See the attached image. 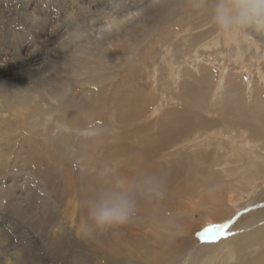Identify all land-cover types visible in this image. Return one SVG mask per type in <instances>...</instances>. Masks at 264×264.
Wrapping results in <instances>:
<instances>
[{"label":"rangeland","instance_id":"374dc122","mask_svg":"<svg viewBox=\"0 0 264 264\" xmlns=\"http://www.w3.org/2000/svg\"><path fill=\"white\" fill-rule=\"evenodd\" d=\"M32 1L49 19L65 4V0H5L7 26L0 30V43L17 42L16 33L29 20ZM212 5L213 0H157L119 31L100 36V25L82 14L91 31L86 47L69 45L52 55L53 66L20 80L42 107L51 104L41 111L43 129L36 130L41 137L29 133L31 143L27 130L15 121L14 109L0 123L8 128L12 121L10 128L17 131L0 132V218L7 219V226L0 219V264H160L159 252L171 255L170 261L176 258L173 264H191L192 250L202 247L196 240H206L219 224L203 221L210 213L215 215V201L222 202L217 208H223L224 216L235 192L253 200L245 194L255 188L239 184L242 177L255 178L259 190H264V40L254 34L261 30L253 25L247 31L221 29L212 20ZM8 34L13 40L6 39ZM32 35L28 29L24 38ZM6 89L0 91V111ZM60 105L64 114L53 113L51 120H45L44 115ZM15 112L25 115L26 110L20 107ZM57 118L69 129L61 126L60 140L49 139L60 128ZM130 171L133 176L124 175ZM173 179L181 191L160 201L156 192ZM112 189L128 191L134 216L126 225L94 230L89 227L88 204ZM158 223L165 228L160 230ZM263 226L264 222L259 229L264 241ZM247 232L248 228L241 231V238ZM230 243L238 256L248 260L262 253L263 245L257 250L254 243ZM218 263L240 264L237 259Z\"/></svg>","mask_w":264,"mask_h":264},{"label":"bare ground","instance_id":"6f19581e","mask_svg":"<svg viewBox=\"0 0 264 264\" xmlns=\"http://www.w3.org/2000/svg\"><path fill=\"white\" fill-rule=\"evenodd\" d=\"M157 0H65V4L63 9L53 18L49 19L47 17V15L45 14L44 11L39 10V7H37V3L35 4L33 1L30 3V5L28 6L27 10H29V20L27 21L26 25L21 27L19 29V32L16 33V36L18 37V39L16 38L17 42H14L13 45H3L2 43H0V91H2V88H8L6 86H8V84L10 85V87L6 90H4L2 92V94H4L5 96V100L3 101V109L0 111V117L3 119H0V123L4 122L7 120L8 116L10 115V109H14V114L13 117L15 119V121L19 124H21L28 132V137H27V141H30V143L32 142V140L29 138V133L34 132L36 135L40 136L42 135V133L40 131H36L37 129H43V124H44V119H42L41 114H43V111L45 109V107L48 106V104H44V107L41 106V101L39 100H33V98H31V95L29 94L30 88L21 85L22 83H19L20 80H22L25 77H29L30 74L33 72H41L43 70H45V68L49 65L53 66L54 62H53V56L57 55L58 53H60L61 51H66V49L68 48L69 45L74 46V45H82L84 47H86V42H88V38L91 31H88L89 28H87L85 26V20H81L82 14H86V17L91 21L92 24H97L100 25L99 28V32L97 33L98 36L103 35L104 33L110 31L112 32L113 30H120L121 27H123L126 23L131 22L132 20H134V18L138 16L139 13H143L144 10L155 4ZM202 1V0H201ZM40 4V3H39ZM5 5V0H0V30L2 29V27L7 26L6 25V19H7V15H4L2 9L4 8ZM26 10V11H27ZM210 11V10H209ZM138 13V14H137ZM212 20L213 16H212ZM10 24V22H8V25ZM91 24V25H92ZM252 26V25H249ZM236 29H240V30H245L247 31L248 27L245 29L244 26H235ZM253 27H257L255 25H253ZM31 29L33 31V35L30 39H26L24 38V34L26 32V30ZM210 28V27H209ZM208 28V29H209ZM258 28V27H257ZM88 29V30H87ZM261 31L259 32L258 30L256 32H254V34H256L259 38H261V40H264V28H259ZM229 30V29H227ZM109 33V32H108ZM107 33V34H108ZM27 34V33H26ZM15 36V37H16ZM27 37V35H25ZM93 38V37H92ZM113 38V37H112ZM6 39L8 41H10L11 39L13 40V37L11 35H6ZM25 39V40H24ZM94 40V39H93ZM3 42V41H2ZM4 43V42H3ZM89 43V42H88ZM91 43V42H90ZM92 48V47H91ZM99 48V47H98ZM200 49V48H199ZM63 53V52H62ZM53 55V56H52ZM85 57V56H84ZM248 66V65H247ZM48 68V67H47ZM259 69V68H258ZM49 70V69H48ZM261 71V70H260ZM45 72V71H44ZM263 74V73H261ZM264 76V75H263ZM262 76V78H264ZM29 80V79H28ZM11 82V84L9 83ZM30 82V81H28ZM220 85V84H219ZM32 92V91H31ZM59 94V93H58ZM65 95V94H64ZM141 100V99H140ZM121 102V101H119ZM123 102V101H122ZM126 102V101H125ZM130 103V102H129ZM126 104V103H125ZM20 107H24L26 112L25 115L24 113L22 114H16L17 112H15L16 109H19ZM50 107V106H48ZM63 107H61V105L59 107H55L54 110H50V111H46L47 114L44 115L46 116V119L51 120V115L54 113L55 115H62V113L64 114V111L62 109ZM140 108V107H139ZM41 111H43L41 113ZM262 112V111H261ZM20 113V112H18ZM262 114V113H261ZM125 115V114H124ZM50 118H49V117ZM11 117V118H13ZM6 118V119H4ZM231 118V117H230ZM10 119V118H9ZM256 119V118H255ZM61 120V119H60ZM58 118L56 119V122L58 124V127L60 126V128H56V134L54 137H50L51 138H55V140L58 139L60 140V135L58 136L59 133L62 132V128L61 126H64L66 129H69V126L60 121ZM14 121V120H13ZM130 121V120H129ZM236 121V120H235ZM10 122V121H9ZM51 122V121H50ZM66 122V120H65ZM7 124V123H6ZM12 124L9 123V127L7 128V126H3L0 127V132L1 131H6L9 133H15L17 132L16 129L10 128ZM15 125V124H14ZM20 125V126H21ZM79 125V124H78ZM89 125V124H88ZM101 125V124H100ZM170 126V125H169ZM22 128V127H21ZM249 129V128H248ZM71 130V129H70ZM45 131V130H44ZM74 131V130H73ZM249 131V130H247ZM25 132V131H24ZM26 132V133H27ZM43 132V131H42ZM67 132V131H66ZM86 132V131H85ZM4 133V132H3ZM23 133V132H22ZM252 133V132H251ZM253 134V133H252ZM251 134V135H252ZM4 135V134H3ZM26 135V134H25ZM62 135V134H61ZM77 135V134H76ZM80 135V134H78ZM9 136V135H8ZM66 136V135H65ZM231 136V135H230ZM247 136V135H244ZM243 136V137H244ZM253 136V135H252ZM7 137V136H6ZM23 137V136H22ZM41 137V136H40ZM229 137V136H228ZM241 137V136H239ZM250 137V136H248ZM247 137V138H248ZM10 138V137H9ZM172 138V137H171ZM233 138V137H232ZM246 138V137H244ZM264 138V137H263ZM24 139V138H23ZM64 139V138H63ZM225 139V138H224ZM240 139V138H239ZM250 139V138H249ZM256 139V138H255ZM258 139V138H257ZM256 139V140H257ZM10 140V139H9ZM17 140V139H16ZM222 140V139H221ZM229 140V138H228ZM251 140V139H250ZM249 140V141H250ZM254 140V139H253ZM26 141V140H25ZM23 141V142H25ZM240 141H242L240 139ZM258 141V140H257ZM263 141V140H262ZM9 142V141H8ZM12 142V140H11ZM59 144V141H57ZM219 142V141H218ZM239 142V141H238ZM253 142V141H252ZM260 142V140L258 141ZM62 143H64V140H62ZM223 143V141H222ZM240 143V142H239ZM243 143V142H242ZM245 143V142H244ZM264 144V143H263ZM17 145V144H16ZM65 145V144H64ZM229 145V144H228ZM244 145V144H243ZM241 145V146H243ZM251 145V144H250ZM254 145V143H253ZM32 146V144H31ZM221 146V145H220ZM260 146H262L260 144ZM259 146V147H260ZM35 147V146H34ZM258 147V146H256ZM254 147V148H256ZM1 148V147H0ZM250 148V147H249ZM263 148V152H264V147ZM35 149V148H33ZM63 149V147H62ZM243 149V148H242ZM241 149V150H242ZM114 150V149H113ZM139 150V149H138ZM236 150V149H235ZM240 150V149H239ZM240 150V151H241ZM256 150V149H255ZM33 151V150H32ZM31 151V152H32ZM35 151V150H34ZM59 151V150H58ZM251 151V150H250ZM257 151V150H256ZM37 152V151H36ZM64 152V151H63ZM112 152V150H111ZM110 152V153H111ZM131 152V151H130ZM140 152V151H139ZM144 152V151H143ZM237 153V151H234ZM33 153V152H32ZM60 153V152H59ZM142 153V152H141ZM233 153V152H232ZM239 153V152H238ZM259 153V152H258ZM35 154V153H34ZM61 154V153H60ZM119 154V153H118ZM131 154V153H130ZM235 154V153H234ZM69 155V154H68ZM228 155V154H227ZM261 155V153H260ZM112 156V155H111ZM156 156V155H155ZM254 156V155H253ZM252 156V158H253ZM263 156V155H262ZM261 156V157H262ZM123 156H121L122 158ZM141 157V156H140ZM202 157V156H201ZM247 157V156H246ZM251 157V156H250ZM30 158V157H29ZM119 158V157H118ZM127 158V157H125ZM131 158V157H130ZM144 158V157H143ZM245 158V157H244ZM70 159V158H69ZM124 159V157H123ZM238 159V158H237ZM251 159V158H250ZM264 159V158H261ZM137 160V159H136ZM135 160V161H136ZM185 160V159H184ZM249 160V159H247ZM255 160V159H254ZM257 160V159H256ZM255 160V161H256ZM127 161V160H125ZM241 161V160H240ZM242 161H244V159L242 158ZM241 161V163H242ZM122 162V161H121ZM128 162V161H127ZM248 162V161H246ZM245 162V163H246ZM251 162V160L249 161ZM254 162V161H253ZM252 162V163H253ZM71 163V162H70ZM123 163V162H122ZM240 163V162H239ZM239 163L237 162L236 164L239 165ZM252 163H249L250 165ZM255 163H258L257 161ZM124 164V163H123ZM127 164V163H125ZM146 164V163H145ZM235 164V165H236ZM247 164V163H246ZM245 164V165H246ZM260 164V163H259ZM50 165V164H48ZM232 165V164H231ZM234 165V166H235ZM258 165V164H257ZM261 165V164H260ZM264 165V164H263ZM51 166V165H50ZM123 166V165H122ZM137 166V164H136ZM249 166V165H248ZM252 166V165H251ZM251 166L248 167L251 171L253 169H251ZM27 167V166H26ZM132 167V166H130ZM141 167V166H140ZM190 167V166H189ZM236 167V166H235ZM240 167V166H239ZM247 167V166H246ZM245 167V169H246ZM260 166H258L257 168H259ZM264 167V166H263ZM263 167H261L260 170L263 169ZM34 168V167H33ZM136 167H133V169ZM238 167H236V170L239 169L241 170V168L237 169ZM247 168V169H248ZM139 169V168H137ZM186 169V168H185ZM230 169V168H229ZM228 169V170H229ZM235 169V168H233ZM248 169V170H249ZM128 170V169H127ZM184 170V169H183ZM249 170V172H250ZM254 170V169H253ZM259 170V169H258ZM260 173L263 174L262 171H260ZM45 171V169H44ZM118 171V170H117ZM226 171V169H225ZM224 171V172H225ZM29 172V171H28ZM68 172H70L68 170ZM116 172V171H115ZM123 172V171H122ZM127 172V171H126ZM139 172V171H138ZM158 172V171H156ZM189 172V171H188ZM229 172V171H228ZM230 172H232V169L230 170ZM238 172H235L236 174ZM257 172L258 171H254ZM44 173V172H43ZM57 173V172H56ZM65 173V172H64ZM112 173V172H111ZM110 173V174H111ZM120 172L118 171V175ZM135 173V172H133ZM234 173V171L232 172ZM230 173V174H232ZM234 173V174H235ZM244 173V172H243ZM47 174V173H46ZM128 174L131 175V171L130 173H125L124 175ZM137 174V172H136ZM140 174V173H139ZM226 174V173H225ZM226 175L227 178H231L233 175L234 178V174L232 175ZM250 174V173H249ZM255 173L252 172V177H254ZM69 175V174H68ZM117 175V176H118ZM151 175V174H150ZM184 175V174H183ZM239 175V173H238ZM26 176V175H25ZM48 176V175H47ZM50 176V175H49ZM97 176V175H96ZM110 176V175H109ZM116 176V177H117ZM133 176V174L131 175ZM130 176V177H131ZM135 176V174H134ZM244 176V175H242ZM260 177L264 176V175H259ZM28 177V176H27ZM31 176L29 175V178ZM40 177V176H39ZM111 177V176H110ZM115 177V178H116ZM119 178L123 177V176H118ZM117 177V178H118ZM129 178V176H127ZM137 177V176H136ZM139 177V176H138ZM191 177V176H190ZM223 177V176H222ZM237 176L235 175V178ZM240 177V175L238 176ZM237 177V178H238ZM247 177V176H246ZM250 177V176H248ZM255 177L256 174H255ZM258 177V178H260ZM182 177H180L181 179ZM236 178V179H237ZM241 178V177H240ZM244 177H242L241 179H243ZM263 178V177H262ZM12 179V178H11ZM14 179V178H13ZM46 180V178H44ZM86 179V178H85ZM109 179V178H108ZM177 179V177H176ZM186 179V178H185ZM239 180V184H246V187L244 188H248L247 185H250L251 187H254L255 189L249 193V194H245L249 197H251L250 195L254 196L255 198L253 200H250V198L245 199V196L243 195V198L241 196H239L236 192L235 194L232 195L231 197V201L230 204L232 203L233 207L228 204L230 212L227 211V213L224 216H221L220 214L223 213V208H217L218 205H221V203H219L218 201H215V209H217L215 211V215L212 216V214L210 213L209 215H211V217H205V219L203 221L206 220V224H208L210 221H215L216 223H219L215 226V232L211 235L209 233L207 236V239H197L196 240V245H201V249H193L192 250V254L190 256H192L194 259L192 261L191 264H215L217 262V260H219V262H223V261H231L233 259H237L239 260L240 264H254L255 261L259 262L258 264H264V261H262L261 259L264 257V241L262 239L263 234L261 233V229H259L260 227H262L263 222H264V190L260 189L259 190V184H257V182H254V179H250L248 178H244L246 180ZM21 180V179H20ZM84 180V179H83ZM113 180V179H112ZM130 180V178H129ZM132 180V179H131ZM137 180V179H136ZM174 180V179H173ZM178 180V179H177ZM238 180V179H237ZM257 180V179H256ZM261 180V178L259 179ZM258 180V181H259ZM263 180V179H262ZM261 180V182H262ZM5 181V180H4ZM16 181V180H15ZM41 181V180H40ZM134 181V179L132 180ZM211 181V180H210ZM235 181V180H234ZM26 182V181H25ZM28 182V181H27ZM50 182V181H47ZM103 182V181H102ZM115 182V181H114ZM113 182V183H114ZM125 182V181H123ZM136 182V181H134ZM185 182V181H184ZM198 182V181H197ZM236 182V181H235ZM36 183V182H35ZM42 183V182H41ZM51 183V182H50ZM112 183V182H111ZM112 183V184H113ZM129 183V182H128ZM131 183V182H130ZM174 183V184H173ZM259 183V182H258ZM16 184V183H15ZM39 184V183H38ZM46 184V183H45ZM121 184V183H120ZM125 184V183H124ZM122 183V185H124ZM147 184V183H145ZM186 184V183H185ZM236 184V183H235ZM12 185V184H11ZM52 185V184H51ZM51 185L50 188H51ZM108 185V184H107ZM126 185L127 182H126ZM131 185V184H130ZM139 185V184H138ZM174 185V186H173ZM240 185V186H241ZM16 186V185H15ZM47 186V185H46ZM99 186V185H98ZM133 186V185H131ZM144 186V185H143ZM152 187V185H150ZM150 186L148 185V187L150 188ZM180 184H177V182L174 181H167L166 184H164V186H161V191L165 189L164 191V195L167 196L170 192L172 191H181V189H179ZM187 186V185H186ZM238 186V185H237ZM245 186V185H243ZM259 186V187H258ZM261 186L264 185L262 184ZM4 187V185H3ZM12 187V186H11ZM44 187V186H43ZM120 187V186H119ZM118 187V188H119ZM123 187V186H122ZM126 188V186H124ZM145 187H147L145 185ZM173 187H175L176 189H173ZM236 187V185H235ZM36 188V187H35ZM55 188V187H54ZM102 188V187H101ZM124 188V189H125ZM160 188V187H159ZM190 188V187H189ZM33 189V188H32ZM40 189V188H39ZM131 189V187L129 188ZM153 189V188H150ZM243 189V187H242ZM242 189H237L238 191L241 192ZM257 189V190H256ZM15 190V189H14ZM22 190V189H21ZM25 190V189H24ZM127 190V189H125ZM154 190V189H153ZM157 190V189H156ZM155 190V191H156ZM205 190V189H204ZM44 191V190H43ZM148 192L150 190H147ZM146 191V192H147ZM193 191V190H192ZM192 191L190 192L192 194ZM197 191V190H196ZM210 191V190H209ZM220 191V190H218ZM245 193L248 191L243 190ZM251 191V190H249ZM248 191V192H249ZM15 192V191H13ZM18 192V191H17ZM131 191H129L130 193ZM135 192V191H134ZM145 192V191H144ZM159 192V191H158ZM195 192V191H194ZM193 192V194H195ZM211 192V191H210ZM216 192V191H215ZM9 193V192H7ZM128 193V191H127ZM133 193V192H131ZM136 193V192H135ZM151 193V191H150ZM154 193V192H153ZM152 193V194H153ZM157 193V192H156ZM180 192H178L179 194ZM182 193V192H181ZM197 193V192H196ZM207 193V192H206ZM243 193V192H241ZM12 194V193H11ZM18 194V193H17ZM26 194V193H25ZM140 194V193H139ZM142 194V193H141ZM140 194V195H141ZM191 194L189 196H191ZM21 195V193H20ZM20 195H17V197H19ZM132 195V194H131ZM199 195V194H198ZM44 196V195H43ZM144 196H146L144 194ZM148 196V195H147ZM197 198L198 196L195 195ZM221 196V195H220ZM223 196V195H222ZM151 197V195H150ZM192 197V196H191ZM190 197V198H191ZM203 198V195H200V198ZM205 197V194H204ZM15 198V197H14ZM21 198V197H20ZM47 198V196H46ZM155 197H152V200ZM207 198V195L205 197V199ZM149 199V198H148ZM156 199V198H155ZM194 199V197L192 198ZM218 199V197H217ZM222 199V198H221ZM20 200V199H19ZM164 200V199H163ZM208 200V199H206ZM224 200V199H223ZM18 201V200H17ZM157 201V200H155ZM161 201V199H160ZM220 201V200H219ZM19 202V201H18ZM159 202V201H158ZM202 202L205 203V200L203 198ZM207 202V201H206ZM229 202V201H228ZM45 203V202H44ZM165 204V203H163ZM194 204V203H193ZM195 204L198 205L195 201ZM48 205V204H47ZM192 205V204H191ZM64 206V205H63ZM67 206V205H66ZM193 206V205H192ZM195 206V205H194ZM214 205H212L213 207ZM223 206V205H222ZM45 207V206H44ZM70 208V205L67 206ZM79 207V206H78ZM162 207V206H161ZM73 208V206H72ZM48 209V207H47ZM195 209H197V207H195ZM198 210V209H197ZM69 211V209H68ZM75 211V210H73ZM46 212V211H45ZM67 212V211H66ZM211 212V211H210ZM235 212V213H234ZM194 213V212H192ZM213 213V211H212ZM80 214V213H79ZM208 214V213H206ZM163 215V214H162ZM57 216V215H56ZM81 216V215H80ZM168 217V215L166 216ZM203 217V216H202ZM80 218V217H79ZM78 218V219H79ZM1 219V224L4 226H7V219L6 218H0ZM75 219V218H74ZM160 219V218H159ZM163 219V218H161ZM170 219V217H169ZM167 220V219H166ZM62 221V220H61ZM208 222V223H207ZM77 223V222H76ZM163 223V222H162ZM169 223V222H168ZM11 224V223H10ZM205 224V222H204ZM205 224V225H206ZM60 225V224H59ZM158 225H160L158 223ZM192 225V224H191ZM194 225V224H193ZM155 226V225H154ZM161 228H159L160 230L162 229V224L160 225ZM166 226H168L166 224ZM194 226L191 227V229ZM201 227V226H200ZM264 227V226H263ZM163 228H165L163 226ZM169 228V227H168ZM166 228V229H168ZM249 229V232H247V234L241 238V231L243 232V230ZM77 229V228H76ZM83 230V228H82ZM209 231V230H208ZM80 232V231H79ZM252 232V233H251ZM77 233V232H76ZM156 233V232H155ZM79 234V233H78ZM81 234V233H80ZM157 234V233H156ZM243 234V233H242ZM82 235V234H81ZM152 235V234H151ZM160 235V234H159ZM191 235V234H190ZM150 236V235H149ZM163 236V235H162ZM161 236V237H162ZM165 236V234H164ZM168 236V235H167ZM174 236V235H173ZM171 237V236H170ZM199 237V236H198ZM163 239V238H162ZM161 239V240H162ZM170 240V239H169ZM236 240V241H235ZM163 241V240H162ZM166 241V240H165ZM231 241L234 242H240L239 244H252L254 243L259 249L260 245H263V248L259 253L260 257L248 260L246 257H240L238 256L235 251H234V247L233 245H231ZM161 242V241H160ZM168 242V241H167ZM184 242V241H183ZM216 242V243H215ZM185 243V242H184ZM183 243V244H184ZM194 243V242H193ZM192 243V244H193ZM166 244V243H164ZM191 244V243H190ZM238 243H236L237 245ZM134 245V244H133ZM152 245V244H151ZM167 246V244H166ZM193 246V245H192ZM121 247V245H120ZM165 247V245H164ZM194 247V246H193ZM197 247V246H195ZM161 251H164L163 247H160ZM168 248V247H166ZM200 248V247H199ZM261 248V247H260ZM12 249V248H11ZM137 249V248H136ZM178 249V248H177ZM192 249V248H191ZM173 250H176L175 248ZM138 251V250H137ZM178 251V250H177ZM134 252V250L132 251ZM167 252V250H166ZM175 252V251H174ZM180 252V251H178ZM107 253V252H106ZM160 254H157L160 258L161 261H159L160 264H173L174 260L176 259H172L171 260V255H169L168 253H162L159 252ZM103 254V252H102ZM190 254V253H189ZM236 254V255H235ZM121 255V253H120ZM128 255V254H127ZM132 255H135V253H132ZM137 255V254H136ZM135 255V256H136ZM174 255V254H173ZM104 256V255H102ZM106 258L108 259L107 255H105ZM104 256V257H105ZM200 256L201 259H198ZM110 257V256H109ZM130 258V256H127ZM134 258V257H132ZM139 258V257H137ZM105 259V258H104ZM106 259V260H107ZM111 259V258H110ZM122 259V258H121ZM124 259V258H123ZM122 259V260H123ZM109 260V259H108ZM113 260V259H111ZM125 260V259H124ZM261 260V261H260ZM130 261V260H129ZM129 261L127 262V258H126V262L129 263ZM138 261V260H137ZM163 261V262H162ZM208 261V262H206ZM5 262V261H4ZM116 262V261H114ZM125 262V261H124ZM125 262V263H126ZM135 262V261H134ZM106 263V262H104ZM132 263V262H131ZM152 263V262H151ZM156 263V261H155ZM113 264V263H112ZM179 264V263H178ZM219 264V263H218Z\"/></svg>","mask_w":264,"mask_h":264},{"label":"clouds","instance_id":"9594fccd","mask_svg":"<svg viewBox=\"0 0 264 264\" xmlns=\"http://www.w3.org/2000/svg\"><path fill=\"white\" fill-rule=\"evenodd\" d=\"M213 19L221 29L255 25L264 28V0H213ZM164 190L156 193L163 198ZM134 216V203L129 195L112 189L88 204L89 227L104 232L123 226Z\"/></svg>","mask_w":264,"mask_h":264}]
</instances>
